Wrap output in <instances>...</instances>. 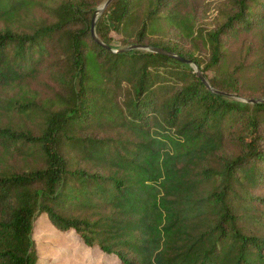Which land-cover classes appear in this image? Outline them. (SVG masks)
Segmentation results:
<instances>
[{
    "label": "trees",
    "instance_id": "1",
    "mask_svg": "<svg viewBox=\"0 0 264 264\" xmlns=\"http://www.w3.org/2000/svg\"><path fill=\"white\" fill-rule=\"evenodd\" d=\"M105 1L0 0V264L38 263L41 213L119 264H264L238 206L264 217V103L240 99L264 98V0H225L211 25L206 0H113L96 23L239 98L98 44Z\"/></svg>",
    "mask_w": 264,
    "mask_h": 264
},
{
    "label": "rangeland",
    "instance_id": "2",
    "mask_svg": "<svg viewBox=\"0 0 264 264\" xmlns=\"http://www.w3.org/2000/svg\"><path fill=\"white\" fill-rule=\"evenodd\" d=\"M224 2L225 0H206L204 5L199 7L205 25L214 23L217 15L220 14L219 8ZM37 16L40 18L42 15L37 13ZM242 39L246 42H261L258 35L245 36ZM35 87L43 93L48 91L45 85H35ZM2 122L14 123L17 126L26 124L33 126L31 122H25L24 119L18 116L5 117ZM238 206H240L239 210L244 215V223L248 231L264 234V217L257 212H253L252 208L243 201ZM34 239L38 253L37 264H119V260L115 255L104 253L97 247L86 245L74 230L62 231L58 229L47 213H41L37 217Z\"/></svg>",
    "mask_w": 264,
    "mask_h": 264
},
{
    "label": "water",
    "instance_id": "3",
    "mask_svg": "<svg viewBox=\"0 0 264 264\" xmlns=\"http://www.w3.org/2000/svg\"><path fill=\"white\" fill-rule=\"evenodd\" d=\"M112 1L113 0H106L104 3H102L100 6L97 7V9L95 10V12L93 14L91 31H92V36H93L94 40L98 44L104 46L105 48L111 49L113 52H123V51H129V50H133V49H142V50H147V51H151L154 53L163 54V55L169 56L171 58H175L181 62L188 63V64L192 65L194 70L197 72L198 76L202 79V81L211 90H213L217 93L230 95V96L239 98L237 94H230V93H226V92H223V91H220V90L213 88L195 61L188 59V58H185L184 56H182V55H180L174 51L165 49L163 47H159V46H155V45H146V44H132V45L121 47V48H112L109 45H107L106 43H104L100 39V37L98 36V34L96 32V23H97V20L100 17V15L111 4ZM240 99L247 101V102H252V103H264V98H240Z\"/></svg>",
    "mask_w": 264,
    "mask_h": 264
}]
</instances>
